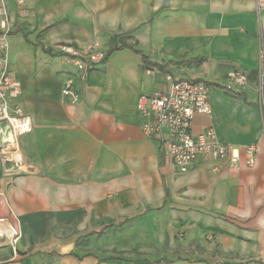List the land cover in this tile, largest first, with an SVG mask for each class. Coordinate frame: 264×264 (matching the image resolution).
I'll return each mask as SVG.
<instances>
[{
    "label": "crops",
    "instance_id": "obj_1",
    "mask_svg": "<svg viewBox=\"0 0 264 264\" xmlns=\"http://www.w3.org/2000/svg\"><path fill=\"white\" fill-rule=\"evenodd\" d=\"M26 1L22 18L4 0L8 40L19 41L9 72L32 129L18 142L22 170L0 159V219L18 231L13 245L0 244V264H264V133L253 86L264 0ZM113 36L163 70L143 69L124 49L83 81L60 50L97 44L105 54ZM23 43L36 48L33 59ZM39 52L60 61L38 65ZM231 71L248 85L228 91ZM167 76L208 83L211 115H195L191 132L212 126L238 149L235 172L226 161H197L180 174L142 135L138 97L168 87ZM68 78L74 104L61 93Z\"/></svg>",
    "mask_w": 264,
    "mask_h": 264
},
{
    "label": "built area",
    "instance_id": "obj_2",
    "mask_svg": "<svg viewBox=\"0 0 264 264\" xmlns=\"http://www.w3.org/2000/svg\"><path fill=\"white\" fill-rule=\"evenodd\" d=\"M16 11L22 18L30 16L26 0H14ZM13 28L10 12L4 0H0V159L8 166V171L23 169L22 159L18 153L20 137L28 134L31 121L19 104L21 84L9 72L7 39ZM62 53L70 56L78 77L85 80L90 66L99 65L104 53L97 44L81 48L64 46ZM228 91L233 87L247 86V75L242 71H231L227 75ZM168 87L154 89L149 94L138 97L136 113L142 135L157 142L162 151L180 174L188 172L197 161H226L230 172H235L241 161L238 149L221 143L215 129L210 126L204 132L193 135L192 119L195 115H211L209 87L197 80H174L166 77ZM254 90L256 105L260 113L264 133V52L259 49L258 64L255 71ZM62 95L70 98L72 104L79 101L73 88L72 79L68 78L62 86ZM246 166H253L256 145L243 148ZM18 231L12 225L0 219V244L7 240L13 245Z\"/></svg>",
    "mask_w": 264,
    "mask_h": 264
},
{
    "label": "trees",
    "instance_id": "obj_3",
    "mask_svg": "<svg viewBox=\"0 0 264 264\" xmlns=\"http://www.w3.org/2000/svg\"><path fill=\"white\" fill-rule=\"evenodd\" d=\"M117 40V41H116ZM124 38L123 37H120L118 38V36H113L111 39H110V48L109 50L107 51V53H105L104 55V59L102 60V62L100 64H104L107 60V58L109 57V55L114 52V51H118V50H124V49H129L131 50L133 53L135 54H138L140 56V59H141V62H142V68L145 69V68H148V69H158L160 71L163 70V68L161 67H157L155 64H152L148 59L147 57L142 54L140 51L136 50L134 48V45L133 44H127L124 42ZM62 54V53H61ZM92 69H89V72L91 71ZM208 85V83H206Z\"/></svg>",
    "mask_w": 264,
    "mask_h": 264
},
{
    "label": "rangeland",
    "instance_id": "obj_4",
    "mask_svg": "<svg viewBox=\"0 0 264 264\" xmlns=\"http://www.w3.org/2000/svg\"><path fill=\"white\" fill-rule=\"evenodd\" d=\"M10 36V35H9ZM15 37H17V35H15ZM14 37V38H15ZM7 42H8V59H10L9 58V56H10V54L12 53V55H14L15 57H16V55H17V52H18V49H19V47H17V44L19 43V41L16 39H7ZM23 46L26 48L24 51H22L21 53H25V54H27V56H28V53H29V55H30V58L31 59H33V57L31 56V54L33 55V52H34V49H36V48H34V47H30V46H27V45H24V43H23ZM15 47H17L16 49H15ZM29 47V48H28ZM15 49V51L14 52H12V49ZM28 50H29V52H28ZM44 57H46V58H49L50 60H55V61H57V62H59L60 61V58H57V59H51L50 57H48L47 56V54H45L44 52H39L38 54H37V57H36V62H37V64L39 65H41V66H43V59H44ZM41 58V59H40ZM9 61H11V60H9ZM17 62H15L14 64H16ZM17 66H16V70L15 71H17L18 72V75H19V77L21 78V80H23V77H22V71H23V69H24V64H22V66L21 65H19L18 63L16 64ZM10 73L11 74H13V76H15L14 75V73L12 72V70H10ZM21 84V83H20ZM21 92H23V89H22V86H21Z\"/></svg>",
    "mask_w": 264,
    "mask_h": 264
}]
</instances>
